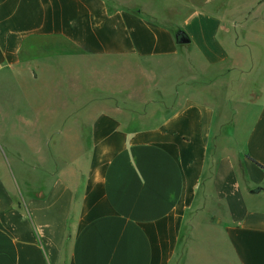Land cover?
I'll return each mask as SVG.
<instances>
[{"label":"crops","instance_id":"crops-1","mask_svg":"<svg viewBox=\"0 0 264 264\" xmlns=\"http://www.w3.org/2000/svg\"><path fill=\"white\" fill-rule=\"evenodd\" d=\"M25 66L0 264H264V0H0Z\"/></svg>","mask_w":264,"mask_h":264},{"label":"rangeland","instance_id":"rangeland-1","mask_svg":"<svg viewBox=\"0 0 264 264\" xmlns=\"http://www.w3.org/2000/svg\"><path fill=\"white\" fill-rule=\"evenodd\" d=\"M26 66L24 67V74L22 75L23 81H16V78L9 74H4V78L0 79V131L3 134H6L7 137L12 136L14 131H18V133H25L23 130V124L21 121H14V117L16 116L11 111L14 110L13 107L10 106L11 101H18V100H25V99H34V100H43V99H51L48 96L49 92L43 91L42 85L43 80L39 77L38 80L33 81L32 84L25 83V75ZM52 100V99H51ZM41 103L33 104V110H35V116L38 118H42L43 112L45 111ZM51 110V107H50ZM42 111V112H41ZM37 126H42L43 123L39 122L36 124ZM33 143L29 146H36V148H41V141L39 139L31 140ZM21 142V143H19ZM25 140L24 139H2L1 141V148H2V164L5 166L11 162L13 159L12 149L10 150L11 146L21 153L25 152ZM36 144V145H35ZM18 147V148H16Z\"/></svg>","mask_w":264,"mask_h":264},{"label":"water","instance_id":"water-1","mask_svg":"<svg viewBox=\"0 0 264 264\" xmlns=\"http://www.w3.org/2000/svg\"><path fill=\"white\" fill-rule=\"evenodd\" d=\"M176 40H177L178 44H184V43L188 42V40L185 38L184 34H182V33L177 34Z\"/></svg>","mask_w":264,"mask_h":264}]
</instances>
